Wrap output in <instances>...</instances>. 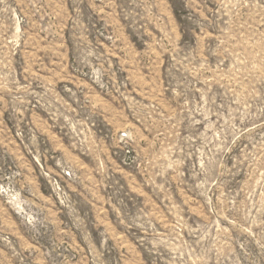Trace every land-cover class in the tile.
I'll list each match as a JSON object with an SVG mask.
<instances>
[{"label": "rangeland", "instance_id": "1", "mask_svg": "<svg viewBox=\"0 0 264 264\" xmlns=\"http://www.w3.org/2000/svg\"><path fill=\"white\" fill-rule=\"evenodd\" d=\"M0 264H264V0H0Z\"/></svg>", "mask_w": 264, "mask_h": 264}]
</instances>
